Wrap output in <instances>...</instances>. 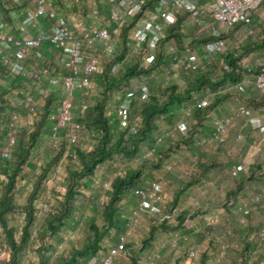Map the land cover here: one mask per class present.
<instances>
[{
    "label": "rangeland",
    "instance_id": "374dc122",
    "mask_svg": "<svg viewBox=\"0 0 264 264\" xmlns=\"http://www.w3.org/2000/svg\"><path fill=\"white\" fill-rule=\"evenodd\" d=\"M0 2V23L3 24L4 30H8L19 37H23L26 34L34 36L40 35L43 37V42L41 44L42 57L37 60L31 58L26 59L23 63L25 71L16 75L15 80V75L13 76L14 71L11 69L9 61L0 59V164L4 163L5 159L3 158L6 157V155L2 154V147L7 142L12 144L9 139V134L12 132V136L15 135V125H18L15 137L20 135L24 130H30L32 128L31 120L36 114H42L43 106L47 102V98L52 96V94L55 97L51 109L52 120L47 119L41 136L35 147L31 150L30 156L26 161L21 177H19L14 190L16 204L14 208L15 213L13 212L14 214H10L9 218L11 223L17 224L18 220L22 219V213L18 211V206L25 203L37 175L42 172V167L47 166L56 152L60 150V143L68 144L71 142L69 140L70 127L55 126V120L59 112L58 102L63 91L62 79L67 73V69L59 62V51L53 48L47 39L53 21L46 17H38L34 24L27 25L24 22V18L27 13L34 11L36 7L34 2L17 3L14 0H1ZM2 3L4 7H2ZM49 4L50 7L55 8V10L66 19L70 18L72 15H78L87 25H100L109 29L114 26L110 16L111 4L108 0H49ZM160 7L161 5L157 2L153 4L151 9H147L144 12V21L150 22L153 25V31L146 32L148 36L150 34L152 35L153 32L156 34L162 32L168 23L165 19L156 16V12L161 9ZM93 10H96V12H93ZM189 13L190 12L187 11L186 15H189ZM14 23L17 24L13 26ZM207 25L208 26L202 28L195 27L192 31L188 30V32L182 33L183 37L195 36L194 39L197 38V40H199L192 45L183 43L184 45L181 48H177L173 44L164 45L165 62L153 69L150 73L140 76L147 82L152 94H158L162 86L171 83H176L182 88L185 86L188 79L193 78L198 73L184 70L181 65V62L184 61L189 54L195 53L201 60L202 69L199 73H202L214 62L215 64L212 69L214 70V74H216L217 68L222 61V54L226 51L237 49L234 48L235 43L231 36L227 35L225 37L227 42L226 50L222 53L218 52L213 58L206 57V51L204 50V45L206 43L202 41V38L208 36L212 32V24ZM258 27L259 25H257V28ZM139 28L140 26L138 25L131 29V48L124 60L112 65L111 72L124 69L135 60L134 54L138 49L142 48L145 42L135 35ZM248 36H250L249 39L251 42L257 40L254 34H249ZM111 42L113 44V51L110 55L105 54L103 51L104 47L101 44L98 45L101 70L104 68L106 62L121 47L119 31H111ZM44 44L45 46L42 48ZM145 45L147 50L144 53V58L154 51V48H150L148 42ZM243 63L245 66L251 68L264 65V48L256 50L254 53L245 57ZM42 65L49 67L51 73L40 82L41 84L36 85L32 82L30 71L38 69ZM98 73L91 75L92 87L88 93H85L81 89H76L73 98L75 118H77V120L83 119L82 122L84 125H88L84 127L81 126L77 139L78 144L86 148L90 147L95 141L94 137L96 133L90 125V121L85 113L87 108L90 107L93 101L99 96L100 87L97 80ZM246 73L252 80L254 74L249 71H246ZM137 79V77H133L127 83H123L118 88H114L108 100L107 114L112 122V128L115 133L128 123L127 120L129 115L131 117L138 115L140 102L135 103L132 109L129 108L131 113L128 115H125V112L119 111L120 107H118L125 90L130 86H135L137 84ZM12 80H14L15 85H13L14 82ZM41 89L47 90L48 95L44 96L40 93ZM231 91V96L224 98L207 111L208 117L214 115V118H208V121H206L208 124L205 127L208 129L212 128V130L205 134L203 132L204 123L198 127L196 135L200 137L199 140L204 138L203 143H194L190 140L187 143L180 144L168 158H165L159 163L158 167H154L151 162L147 163L148 160L155 162L160 151H164L168 144L180 140L183 137V131L177 126L183 116L178 110V107L174 106L170 109L169 114L160 115L156 118L158 125L157 131L152 134L147 142L141 145L139 151L133 157H126L119 154L115 155L111 160L98 165L93 178L85 181L86 183L82 187L81 194L75 201L73 215L66 219L65 224L57 235L50 236L47 239V243L50 244V247H48L46 254L50 256V263L53 264L58 255L66 254L74 247H79L84 243L89 234L90 222L94 220L99 224L101 223L100 213L102 204L109 197L111 179L116 174L123 173L124 170L129 167L138 166L142 167V177L141 181L138 182L139 185H146L155 180L162 181L166 193V202L158 206L156 210L152 208L148 214H140V227L129 236V241L127 242L130 245H128V243L125 244L127 253L117 257L115 259L116 264H133V260H135L136 264H182L184 260L189 259L187 254L189 248L192 246L201 249L199 255L194 259L195 264H200L203 255H206L207 264H223V262H228L230 264H258L259 260L264 259V248L260 246L257 241L253 239L248 240L247 238L249 232L257 231L259 227L264 224V213L261 212L256 202L257 197L264 198L262 196L264 194V155L261 156L259 154L253 163V166H255V164L258 165L255 166L254 170L258 175L263 177L247 181L244 189L240 193L232 196L228 201H226L225 198L227 190L235 186L236 180V178L232 177L230 174V167L242 160L247 147L256 136L258 137L257 132L249 125L245 124V115L239 114L237 107L245 105L253 109L255 113L261 114L264 106L261 98L264 95L257 89L252 90L253 95L251 97L248 93H245L246 88L243 92H239L235 89ZM27 93L32 96L33 110H29L28 107L25 106V94ZM215 94L208 95L205 91L195 93L193 99L187 103L192 110L190 116L186 118L187 122L190 123L192 119H194L192 113L194 114L195 109L199 107L197 100L206 98L208 103L211 104L216 98ZM225 106L227 107L225 108ZM15 114L18 116L13 120L14 125H11L10 123ZM224 114L232 116L231 121L233 123L230 126L229 132L232 131L233 136L237 133H241L242 137L240 140L233 142L235 144L233 148L225 150V154H228L229 159H226L225 162H218L213 156H208V150L206 148H214L217 152L225 148L224 146L226 144L216 143V141H213L211 138L213 137L212 133L214 130L211 124L213 125L214 120L225 116ZM8 161L10 162L11 159ZM70 162L71 160L68 157L62 156L57 162L51 163L47 172V177L43 181L36 201V225L33 228L31 236L33 240L32 243L34 244L24 250L20 256L19 264H28L30 260H38V255L35 251L37 245L35 236L42 226L41 219L44 213L50 206L57 203L59 192L65 189L64 176ZM73 164H76L75 160H73L72 165ZM203 165L206 166V170L204 171L202 169ZM204 175L211 178V180H219L222 183H220L221 186H219V184L216 188V197L218 201L216 200L215 202V199L212 201L214 203L212 211L209 209L204 210L202 207H195V209H191V211L188 210L189 215L188 213L186 215L189 216V219H187V221L178 223V211L181 210L180 207L183 204V200L178 199L179 203L175 206L177 211L165 220L166 227H159L154 232V236L149 244L143 246L142 239L147 237V231L152 221L157 220L160 222L162 215L164 216V214H169L171 212L173 204L170 196L173 197L174 192L181 188L183 184L191 178L195 179L193 183L195 184L197 181L203 179ZM0 176H2L3 179L5 178L4 174L1 172ZM201 189L198 187L197 190H194L195 195H197V197H194V195L192 196V198H194V205L204 202L202 201V196H200L201 193L199 194ZM182 194L183 192L181 195ZM119 203L122 210L121 214L130 216L132 210L136 206V198L132 195V192H128ZM243 203L251 206L252 214V217H248L247 223L244 225L238 221L239 206ZM220 204L223 205V210L221 213L218 212L216 214V211H214L215 206L219 207ZM193 216H196V226L200 228L197 233H194L193 229H191L193 224L190 220L193 219ZM206 216L207 219L205 220L204 217ZM14 217H16V219ZM210 219L213 220L210 221ZM249 219H251V222H249ZM123 224L124 220H121L119 226L122 229ZM19 227L20 225H18V228ZM114 233L115 232L112 231L105 238L106 243L112 245L121 242L120 239L112 240L111 236ZM173 240L176 243L174 247H172L171 244ZM246 242H248V244H246ZM222 244L226 245V254L219 260L218 252ZM176 249L179 251L177 252ZM90 262L91 259H80L78 264H89Z\"/></svg>",
    "mask_w": 264,
    "mask_h": 264
},
{
    "label": "trees",
    "instance_id": "16d2710c",
    "mask_svg": "<svg viewBox=\"0 0 264 264\" xmlns=\"http://www.w3.org/2000/svg\"><path fill=\"white\" fill-rule=\"evenodd\" d=\"M159 1L160 0H148L136 14L128 20L122 22L119 26L118 31L121 37V47L115 54H113V56L104 65V68L98 73L97 80L100 87L99 96L93 101L90 107L87 108L85 113L86 117H88L90 121V125L96 133L94 143L88 148L79 145L78 141L70 142L68 144L60 143V150L56 152L47 166L42 167V172L37 175V178L27 195L25 203L18 206V211L22 213V219L18 220L17 224L11 223L9 218L10 214L15 213L14 208L16 204L14 199V190L19 177H21L26 161L30 156L31 150L35 147L41 136L47 119L52 120L51 109L55 98L53 94L47 98V102L43 106L42 114H36V116L31 120L32 128L30 130H24L20 135L15 137L18 130V125H15V135H13L12 144L7 142L2 147L3 149L7 146L8 151L6 157L3 158L5 159L4 163L0 164V172L5 176L4 179L0 178V264H19L21 254L26 248L34 244L32 243L33 240L31 236L33 228L36 225V201L38 199L43 181L47 177V172L51 163L57 162L62 156L68 157L71 160L70 164L66 168L64 176L65 189L59 192L57 203L50 206V208L44 213L41 219L42 226L35 236L37 242L35 251L37 252L38 260H30L28 264H52L50 263V256L46 254L48 247H50V244L47 243V239L50 236L57 235L65 224L66 219L73 215L75 201L81 194L82 187L86 183L85 181H87V179L91 180L95 175L98 165L111 160L115 155L119 154L126 157H133L139 151L141 145L144 142H147L152 134L157 131L158 125L156 118L158 116L169 114L170 109L174 106L179 107L180 105L189 103L193 99L194 94L197 92L205 91L208 95L216 93V98L211 104L208 103L206 106H200L198 104L199 107L195 109L194 114L192 113L194 119H192L190 123L188 122V130L182 133L183 137L180 140L168 144L164 151H160L155 162L150 160L147 161V163L151 162L154 167H158L159 163L165 158H168L174 149L179 147L180 144L187 143L190 140L195 143L196 132L198 127L202 125L209 108L217 105L224 98L231 96V90L234 85L238 82L244 81L246 71L252 72L255 76L261 70L263 65L251 68L244 65L243 59L250 53L264 48V28H262L259 33L254 36L257 37L256 41L241 45L236 50L226 51L223 53L222 61L217 68L216 74H214V70L212 69L215 64L214 62L210 64V68L207 67L202 73H199L202 69V63L200 60L197 67L189 69L183 68L184 70L195 71L198 73L193 78L188 79L185 86L182 88H180L176 83H171L169 85L162 86L159 93L154 95L149 90L148 84L145 81L146 97H139V99L132 98L128 107L123 108V111L119 110L121 112H125V115H128L131 113L130 109H132V106H134L135 103L140 102L138 115H134L133 117L129 115L127 120L128 123L125 124L121 130L115 133L112 128V122L107 114V103L114 88H118L123 83H127L133 77L138 78V83L140 79H143L140 77L142 74L150 73L153 69L162 65L166 60L164 50L165 44H173L177 48H181L184 45L181 25L186 15V10H184L182 14H177L178 16L176 15L173 21L167 23L164 28L163 35L156 43V47L152 52L153 56L150 61L145 60L144 58V53L147 50L145 44H147L148 41L145 39L142 48L138 49V51L134 54L135 60L129 66L124 69H118L116 72H111L112 65L124 60L126 54L131 48V29L136 25V22L139 19L143 18L144 12L147 9H151L153 4ZM2 7H4V4ZM113 28L114 26L111 30ZM227 35H229L228 32L211 34L202 38V41L208 43L219 38L225 39ZM198 41L199 40H197V38L192 39L189 44L192 45ZM135 86L128 87L125 92ZM125 92L123 97L125 96ZM261 101H263L262 104L264 105V96L261 98ZM58 103H60V99ZM118 107L120 106L118 105ZM187 108H189V106H187ZM28 109L33 110L34 107L33 109L28 107ZM191 111L192 110L190 109V114ZM182 115L183 118L190 116H184V114ZM73 116L75 118L74 108ZM75 119L77 120V118ZM82 120L78 119L81 126H88L84 125ZM10 159L11 161L9 162L8 160ZM73 160L76 161V164L72 165ZM255 166L258 165L255 164ZM255 166H253L252 163L247 171L240 172L238 176H235V186L227 190L225 194L226 201H228L232 196L240 193L244 189L247 181L263 177L258 175L254 170ZM141 177V166L129 167L125 169L123 173L116 174L110 182L109 197L102 204V210L100 213L101 223L99 224L92 220L89 224V234L84 243L79 247H74L66 254L58 255L53 264H78L80 259H91V261H94L95 264H100L102 259L107 254L108 249L115 245L106 243L105 238L112 231H114L115 233L111 236L112 240H119L127 229L129 215L121 214L122 210L119 202L128 192H132V195L136 198L135 207H137L140 202V197L134 193V190L137 188H148L152 182L151 181L146 185H139L138 182L141 181ZM194 182L195 179L191 178L185 182L181 188L174 192L171 200L173 208H171V212L169 214H165L167 218H169L171 214H175V211H177L175 206L178 205L180 194ZM187 213L188 210L178 211V223H182L186 220L188 217L186 215ZM14 218L16 219V217ZM121 220H124L123 229L119 226ZM165 220L167 219L162 218L160 222L157 220L152 221V224H150L147 231V237L142 239L143 246L149 244L154 236V232L159 227H166ZM18 225H20L19 228ZM257 231L249 232L247 234L248 240L253 239L259 243L256 238ZM127 239H129V237H127ZM127 243L128 242H125V244ZM246 244H248V242H246ZM128 245L130 244L128 243ZM262 247L264 248V246ZM261 260L264 261V259ZM134 263L136 264L135 260H133V264ZM200 264H207L206 255L202 256Z\"/></svg>",
    "mask_w": 264,
    "mask_h": 264
},
{
    "label": "built area",
    "instance_id": "2783aa9c",
    "mask_svg": "<svg viewBox=\"0 0 264 264\" xmlns=\"http://www.w3.org/2000/svg\"><path fill=\"white\" fill-rule=\"evenodd\" d=\"M17 3L34 2L36 7L34 11L26 14L24 22L34 24L38 17H46L53 21L48 35L50 44L59 50V62L67 69V73L62 79V94L59 103V112L56 118L55 126L70 127L69 140L71 142L77 141L79 131L81 128L80 121L73 116V97L76 89H81L88 93L91 84V75L101 71L100 53L98 45L101 44L104 48L105 54L110 55L113 51V44L111 42V31H118L122 22L128 20L136 14L140 8L148 0H108L111 4V20L114 23V28L111 30L100 25H87L82 18L77 15H72L66 19L62 17L53 7H50L49 0H14ZM193 0H160L161 9L156 12V16L166 21H173L176 15L181 10H186L190 13L195 11V7L191 4ZM264 0H209L208 11L210 16L220 23L223 27H235L237 25H244L249 34L256 35L258 33L254 25V13H258V22L261 29L264 28V9L260 10ZM202 8H200L201 10ZM204 10V9H203ZM202 11V10H201ZM96 12V10H93ZM6 26V24L4 23ZM140 26L135 35L141 39H147L150 48L156 47L158 39L163 35L162 32L149 35L146 32L153 31V25L150 22H145L144 19H139L135 26ZM167 25V24H166ZM7 27V26H6ZM165 28V27H164ZM43 42L42 36L27 35L23 37L15 36L8 30L3 29V24L0 23V58L9 61L11 69L19 74L25 71L24 65L20 62L28 58H39L40 47ZM227 48L225 39H216L209 48L207 56L213 58L218 52H224ZM153 54L145 57V60L150 61ZM199 57L195 53L189 54L181 65L184 69L197 67L199 65ZM51 73V69L47 66H41L38 69L30 71L32 82L36 85ZM254 86L264 95V65L261 70L254 76ZM145 80L140 79L134 88L128 89L125 96L120 100V110L128 107L133 99L146 97ZM235 90L243 92L245 90L244 81L238 82L234 85ZM45 89V88H44ZM41 90V93L48 95L47 90ZM138 92V93H136ZM25 106L33 109L32 96L25 94ZM208 100L206 98L199 101L200 106H206ZM264 109V106H263ZM239 112L249 117L253 122V126L260 134H264V119L255 118L251 108L242 105L239 106ZM184 116L190 115V109H184ZM264 114V113H263ZM16 114L13 115L12 122L16 119ZM264 117V116H263ZM11 125H14L13 123ZM231 119H217L214 122L213 138L221 142L228 131V127L232 125ZM178 128L183 132L188 130V122L186 118H182L178 123ZM133 128V127H132ZM10 142H13L12 132L9 134ZM160 139V138H159ZM240 139V135H236V140ZM2 154L6 155L8 147L2 149ZM254 151L252 149L247 152V160L235 163L230 167V174L232 177L238 176L240 172H245L251 165ZM2 178V176H0ZM162 181H152L147 188L135 189L134 193L140 197V202L135 207L127 222V229L124 235L121 236V242L111 246L107 254L102 259L100 264H116L115 258L127 253L125 242L133 232L138 230L140 225V214L142 210L146 209V200L151 195L156 201L162 202L165 200ZM264 193V191H263ZM264 197V194L262 195ZM257 204L264 213V198H256ZM251 215V208L244 205L238 215V221L245 224L248 217ZM256 238L260 245L264 246V224L257 231ZM1 239V235H0ZM201 249L193 246L188 251V260L182 264H195L194 259L199 255ZM218 259H222L226 254V245H220ZM89 264H95L91 261ZM223 264H230L223 262ZM259 264H264V261H259Z\"/></svg>",
    "mask_w": 264,
    "mask_h": 264
},
{
    "label": "crops",
    "instance_id": "0c3cea01",
    "mask_svg": "<svg viewBox=\"0 0 264 264\" xmlns=\"http://www.w3.org/2000/svg\"><path fill=\"white\" fill-rule=\"evenodd\" d=\"M191 4L195 7V11L194 12H192V13H189V15H185V17H184V20H183V22H182V25H181V32L182 33H184V32H188V30H190V31H192L193 30V28H195V27H205V26H208L207 24H212L211 25V30H212V32H211V34H221V33H226V32H228L229 33V36H231V38L233 39V42L235 43V46H234V48H239V46H241V45H245V44H248V43H250L251 42V40L249 39V37L250 36H248L249 35V33H248V31H247V29H246V26H244V25H237V26H235V27H222L221 25H220V23H218L216 20H214L211 16H210V12L208 11V4H209V0H193L192 2H191ZM200 8H202L201 10H200ZM204 9V10H203ZM262 9H264V3L262 4V6H261V8H260V10H262ZM184 10H181L179 13H181L182 14V12H183ZM178 13V14H179ZM78 16V15H77ZM218 23V24H217ZM17 23H14V25L13 26H15ZM254 25L256 26V28H257V25H259V27L257 28V31L259 32L260 30H261V27H260V23L258 22V13L257 12H255L254 13ZM228 30V31H227ZM211 34H209V35H211ZM27 35H30V34H26V35H24V36H27ZM192 35V34H191ZM195 38V36L194 37H183V43H189L192 39H194ZM226 39V38H225ZM214 41H210V42H208V43H206L205 45H204V50L206 51V57H208L207 56V54H208V51H209V48L211 47V45H212V43H213ZM227 43V42H226ZM51 45V44H50ZM45 46V44L42 46V48ZM52 46V45H51ZM53 47V46H52ZM54 48V47H53ZM48 49V48H47ZM56 49V48H55ZM46 50V49H45ZM59 51V50H58ZM222 53V52H221ZM252 53H254V52H252ZM251 54V53H250ZM249 54V55H250ZM58 55H59V52H58ZM248 55V56H249ZM42 56H41V47H40V57L39 58H36V57H32L31 59H40ZM1 59V58H0ZM186 59V58H185ZM200 60V59H199ZM22 64L24 63V61H20ZM13 72V71H12ZM14 74H13V76H14V80L16 79V75H18V74H15V72H13ZM46 77H48V76H46ZM45 77V78H46ZM14 80H12L13 82H14ZM11 81V82H12ZM253 81H254V76H253V78H252V80L249 78V75L246 73L245 75H244V84H245V88H246V91H245V93H248L249 94V96L251 97L253 94H252V90H254V89H256V87L254 86V83H253ZM13 85H15V82H14V84ZM233 89H235L234 87H233ZM42 90V89H41ZM41 90H40V93H41ZM199 101L200 100H197V104L199 103ZM187 104H184V105H180L179 107H178V110L183 114V111H184V109L185 108H187ZM241 106V105H240ZM227 106H225V108H226ZM237 111H238V113L239 114H241V115H244V114H242V113H240L239 112V106L237 107ZM252 111H253V115H254V117L256 118H263L264 119V109L262 110V113L261 114H257V113H255V111L252 109ZM181 114V115H182ZM225 116H222V118L220 117V118H218V119H232V116L231 115H228V114H224ZM183 116V115H182ZM214 115H212V117H208V114H207V117H206V119L203 121V123H204V126H203V128H204V130H203V132L206 134V133H209V131L210 130H212V128L211 129H208L207 127H205V126H207V124L208 123H206V121H208V118L209 119H211V118H214L213 117ZM245 117V124L246 125H249L252 129H254L256 132H257V134H258V137L256 136V138L250 143V145L247 147V149H246V151H245V155L243 156V158H242V160H240V161H238V162H236V163H239V162H242V161H244V160H247V158H246V156H247V152H248V150H250V149H252L253 151H254V155H253V158L251 159V164L252 163H254V160H255V158L260 154L261 156H263L264 155V134H260L257 130H256V128L253 126V122L250 120V118L249 117H246V116H244ZM214 122H215V120H214ZM214 122H213V125L211 124V126H213V128H214ZM229 130H230V126L228 127V131H227V133H226V135H225V137H224V140H222L221 142H218V141H216L213 137H211L212 138V140L213 141H216V143H219V144H222L223 143V145L224 144H226L224 147V149H222V150H220V152H217L216 151V149H214V148H206L208 151V156H213L214 158H216V161H218V162H221V161H226V159H229V157H228V154L226 155L225 154V150L227 149H230V148H233V145L235 146V144L233 143L234 141H238V140H240L241 139V137H242V134L241 133H237V134H239L240 135V139H238V140H236V135L237 134H235V136H233V134H232V131H230L229 132ZM213 134V133H212ZM199 136H197L196 135V138H195V142L196 143H203L204 141H203V139L202 140H199ZM221 149V148H220ZM219 159V160H218ZM204 161V160H203ZM206 165V164H205ZM205 165H203V167H202V169H203V171L204 170H206V166ZM221 182L219 181V180H211V178H209V177H207V176H205L204 175V177H203V179H201L200 181H197L195 184H191L190 186H189V188H186V190H184L183 191V194L179 197V199H182L183 200V204L181 205V207H180V209L181 210H190L191 211V209H195V207H202V209H204V210H206V209H209L210 211H212V208L214 207V203L212 202L214 199H215V202H216V200L218 201V198L216 197V195H217V190H216V188H217V186L220 184ZM222 184V183H221ZM221 184L219 185V186H221ZM205 185V186H204ZM199 187V189H201L200 190V192H199V194H200V196H202V201H204V202H201L202 203V205H201V203H198V204H196V205H194V198H192V196L194 195V197H197V195H195V192H194V190L196 189L197 190V188ZM205 187V188H204ZM263 191H264V189H263ZM163 193L165 194V196H166V193H165V191H164V188H163ZM170 198L172 199V197L170 196ZM219 200H220V198H219ZM211 201V202H210ZM166 201L165 200H163L162 202H159V201H156L151 195H149L148 196V198H147V200H146V209H144V210H142V212H141V214L142 213H149L150 211H151V209L152 208H154L155 210L156 209H158V206H160L161 204H164ZM179 203V202H178ZM246 203H243L241 206H239V213H240V211H241V209H242V207L245 205ZM246 205H248V204H246ZM248 206H250V205H248ZM223 205H219V207L218 206H215V209H214V211H216V214L219 212V213H221L222 212V210H223ZM250 208H251V206H250ZM161 214V213H160ZM188 215H189V213H188ZM252 215V214H251ZM249 216L250 218L252 217V216ZM162 218H166V219H168L166 216H165V214H164V216L162 215L161 216V219ZM196 216H193V219H191L190 221H191V223L194 225H192L191 226V229H193V232L195 233H197V231L200 229L199 227H197L196 226ZM187 219H189V216L186 218V220L185 221H187ZM204 219L206 220L207 219V216L206 217H204ZM213 219H210V221H212ZM140 221H141V219H140ZM184 221V222H185ZM249 222H251V219H249ZM243 224V223H242ZM191 225V224H190ZM244 225V224H243ZM263 225V224H262ZM139 227H140V225H139ZM138 227V228H139ZM261 227V226H260ZM128 240V239H127ZM127 242V241H126ZM171 244H172V247H174L175 245H176V243H175V241L173 240V243L171 242ZM259 244V243H258ZM260 245V244H259ZM260 246H262V245H260ZM193 247V246H192ZM192 247H190V248H192ZM189 248V249H190ZM171 249H173V248H171ZM178 249H179V247H178ZM178 249H176V251L178 252L179 250ZM171 251V250H170ZM169 251V252H170ZM173 252H175V251H173ZM187 256H188V254H187ZM184 261H186V260H184ZM183 261V262H184ZM182 262V263H183ZM140 264H144V263H140ZM147 264V263H146Z\"/></svg>",
    "mask_w": 264,
    "mask_h": 264
},
{
    "label": "bare ground",
    "instance_id": "6f19581e",
    "mask_svg": "<svg viewBox=\"0 0 264 264\" xmlns=\"http://www.w3.org/2000/svg\"><path fill=\"white\" fill-rule=\"evenodd\" d=\"M26 6V5H25ZM178 16V15H177ZM146 18V17H145ZM218 24V23H217ZM228 31V30H227ZM51 80V79H50Z\"/></svg>",
    "mask_w": 264,
    "mask_h": 264
},
{
    "label": "clouds",
    "instance_id": "9594fccd",
    "mask_svg": "<svg viewBox=\"0 0 264 264\" xmlns=\"http://www.w3.org/2000/svg\"><path fill=\"white\" fill-rule=\"evenodd\" d=\"M116 259V258H115Z\"/></svg>",
    "mask_w": 264,
    "mask_h": 264
}]
</instances>
